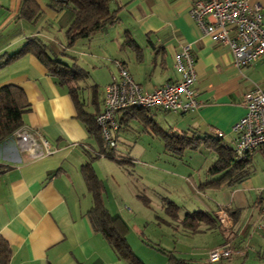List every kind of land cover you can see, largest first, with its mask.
Masks as SVG:
<instances>
[{
  "label": "crops",
  "instance_id": "0c3cea01",
  "mask_svg": "<svg viewBox=\"0 0 264 264\" xmlns=\"http://www.w3.org/2000/svg\"><path fill=\"white\" fill-rule=\"evenodd\" d=\"M34 1L40 13L28 20L20 17L23 0H0V87L13 84L22 89L29 109L21 126L47 138L55 151L30 158L19 151L13 134L0 141V237L10 246V264H127L87 217L93 198L81 167L89 161L102 185L104 207L127 224L126 240L144 264H252L264 259V237L257 229L264 167L253 164L254 152L247 175L232 181L230 176L217 187H201L213 177L207 169L217 157L214 151L185 148L182 154L186 149L206 153L201 164L184 170L189 174L168 172L148 156L170 152L163 132L203 136L220 130V141L231 146V127L244 113L242 94L252 83H264V55L241 68L234 66L227 46L195 23L188 0H111L117 19L71 44L65 30L73 18L72 7L55 10L47 0ZM249 2L261 5L264 23V0ZM29 39L85 72L77 89L88 113L102 109L104 86L117 77L115 61L126 67L141 90L152 91L178 79L174 56L188 43L195 58L193 87L199 105L189 112L146 108L143 113H116L118 150L110 151L114 158L106 157L100 152L106 147L101 136L88 132L67 88L56 83L34 54L6 61ZM226 135L229 141L223 140ZM135 147L147 157L128 156ZM255 151L264 156L261 148ZM118 153L134 162L132 171L139 166V177L127 175L129 167L124 169ZM198 168L205 169L203 178ZM143 206L155 211L152 229L146 230L151 223L139 214ZM194 211L208 218L193 229L185 219ZM220 245L232 249L230 257L209 262V251Z\"/></svg>",
  "mask_w": 264,
  "mask_h": 264
},
{
  "label": "built area",
  "instance_id": "2783aa9c",
  "mask_svg": "<svg viewBox=\"0 0 264 264\" xmlns=\"http://www.w3.org/2000/svg\"><path fill=\"white\" fill-rule=\"evenodd\" d=\"M189 13L202 31L227 46L232 63L237 68L246 66L264 55V23L261 5L249 0H188ZM194 54L190 44H184L174 56L178 79L165 81L152 91H143L133 80L126 67L115 61L117 77L106 84L103 90L102 109L95 115L104 144L116 146V131L119 123L116 113L131 107L159 108L168 112H189L199 105L195 80ZM240 104L243 115L231 127L232 149L237 161H246L257 149L264 147V83H252L242 94ZM216 136L223 132L214 130ZM16 145L30 158L50 155L55 146L44 136L20 126L14 132ZM264 237V200L260 206L257 224ZM232 249L225 245L209 251L207 260L216 262L230 257Z\"/></svg>",
  "mask_w": 264,
  "mask_h": 264
},
{
  "label": "trees",
  "instance_id": "16d2710c",
  "mask_svg": "<svg viewBox=\"0 0 264 264\" xmlns=\"http://www.w3.org/2000/svg\"><path fill=\"white\" fill-rule=\"evenodd\" d=\"M111 0H47V5L55 10H59L70 5L73 9V18L65 30L67 43L71 44L76 39L88 38L101 30L105 25L113 23L117 19L116 10L110 8ZM40 13L39 7L34 0H23L20 8V17L33 19ZM31 52L46 67L48 72L54 77L56 83L64 85L71 95L76 109V116L82 120L88 132L99 136V128L95 123V115L99 112L97 109L93 113H88L83 108V101L79 97L77 82L85 74L79 67H72L52 57L44 44L35 39H29L23 46L6 61H10L18 56ZM5 61V62H6ZM29 109V103L22 89L13 84H6L0 87V141L22 125V116ZM146 108L131 107L127 110L141 112ZM163 111V110H162ZM168 112V111H164ZM164 145L170 149L174 155H181L185 148L196 149L198 147L214 151L216 159L209 164L207 172L210 177L201 187H217L227 179L243 177L248 174L247 164L250 157L242 162L237 161L233 155L232 145H226L220 140L223 137L211 134L196 136L186 132H163ZM103 155L114 158L110 152L114 148L105 147ZM260 149V148H259ZM264 150V147H261ZM97 156V155H95ZM81 172L88 190L91 192L93 202L87 211V217L92 228L100 232L110 243L116 255L123 259L127 264H144L130 248L126 234L128 232L127 224L121 217L111 215L104 207L102 200V185L95 174L91 162H86L81 167ZM233 174V175H232ZM207 220L208 215L201 211H194L186 216V225L196 227L201 219ZM10 246L0 237V264H10ZM177 263L176 259L172 260Z\"/></svg>",
  "mask_w": 264,
  "mask_h": 264
},
{
  "label": "rangeland",
  "instance_id": "374dc122",
  "mask_svg": "<svg viewBox=\"0 0 264 264\" xmlns=\"http://www.w3.org/2000/svg\"><path fill=\"white\" fill-rule=\"evenodd\" d=\"M9 16H11V15H9ZM100 74L101 75H104L103 73H100ZM223 140L229 141L230 140V137L228 135H226V136H224V139ZM115 148H116V146H115ZM116 150H118V148H116ZM119 150H121V149L119 148ZM133 152L134 153H131V155H128V156H136V157H138L140 159L143 158L142 156H146V155L138 154V151H137V148L136 147H135V149H133ZM170 153L171 152H168V153H163L162 152L160 154H154V155H148V156H149V158H154L152 160H155L158 163H161V165H163V167L165 168V170H167L168 172L169 171H174V172L176 171L178 173L185 172L184 170H187L190 165L191 166L193 165L194 167H197L206 158V153L205 152H202V153L200 151L193 152V150H189V149H186V151L183 154H181V155L180 154L179 155H177V154H174L173 155V154H170ZM133 154H135V155H133ZM118 155H120L119 158H124V157L127 156L124 153H118ZM208 159H210V158L208 157ZM183 160H187V161L182 162ZM123 162L127 164V165L124 164L125 166H127V167H124V169L129 167L128 172L126 171V173H127L128 176H130L131 178L139 177L138 173H136L137 172V168H139L138 165L136 166L135 171H132L133 168H134L132 166V164L134 162L129 161V160H125V158H124V161ZM253 164L256 167H260V166H263L264 167V156H263V154L261 152L254 151ZM97 166L98 165L96 164V168H97L98 173L100 175H102V173L98 170V167ZM197 170H200L199 173H198L199 175L202 176L203 174H205L204 173L205 172L204 171L205 169H199L198 168ZM162 174H163V172H162ZM185 174H189V173L185 172ZM203 177L204 176H202V178ZM144 178H147L146 175H145ZM195 196H199V195L198 194H195ZM199 197H201V196H199ZM154 213H155V211L152 209V206L151 207L143 206V208H141L140 211H139V214L140 215L142 214V216H145V220L151 223L150 226L148 225V227H146L147 228L146 230L152 229V227H153L152 224L154 222H157L156 217L154 216ZM252 261H254L252 264H264V259H261V257L255 259V260H251V262Z\"/></svg>",
  "mask_w": 264,
  "mask_h": 264
}]
</instances>
